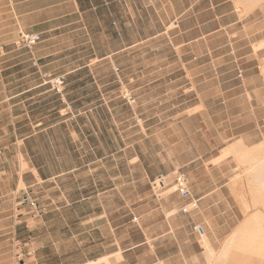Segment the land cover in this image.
<instances>
[{"label":"rangeland","instance_id":"1","mask_svg":"<svg viewBox=\"0 0 264 264\" xmlns=\"http://www.w3.org/2000/svg\"><path fill=\"white\" fill-rule=\"evenodd\" d=\"M59 1L0 0V264H83L82 251H87L88 247L77 245L75 222L78 217L94 218L90 227L102 225L103 220L98 217L103 214V208L99 206L97 195L116 189L117 185H121L125 197L121 198V215L126 211L133 217V177L144 175L145 170L163 169L167 163L177 166L174 171L186 173L184 169L192 159L217 158L212 163L233 159L231 166L224 167L227 169L224 172L237 178L246 167L250 168L245 171L244 179L249 184V193L254 192L259 201L251 209L254 213L259 209L264 212V187L255 191L253 186L256 180H264V121L256 133L249 134L245 143L241 136L233 133L239 129L235 113L242 108L227 101V95L234 93L236 86L228 82L219 86L212 78L214 59L222 67V77L238 76L241 70L236 69L235 59L244 56L235 53L238 39H241L240 45L250 44L255 51L264 46V41H253V36L245 32H227L180 47L181 39H173L170 31L175 24L156 21L157 16L151 13L149 6L134 4L138 0H126L127 3L122 2L120 8L113 7L111 12L101 3L90 4L89 0H85L80 11L76 6L54 5ZM161 29L170 32L154 36ZM21 30L39 32L43 39L31 49L23 47L19 44ZM138 33L142 37H138ZM72 64H94L97 68L91 70L85 66L73 73ZM185 64L189 72L182 70ZM202 65H206L205 69L200 68ZM117 66L120 74L114 70ZM260 72L264 74V66ZM42 74L65 75L68 83L81 78L84 84L77 87L71 83L65 93L80 88L74 98L79 97L97 109L110 108L120 113V128L114 123L118 119L110 118V130L104 132L105 138L89 136L83 147L89 165L60 186L63 191L84 189L94 196L93 208H64L62 213L55 212L53 201L60 189L57 184L53 181L23 183L22 173L28 168L21 155V139L67 119L63 110L66 104L63 105L61 97L50 86L43 84ZM198 75L207 79L205 84L198 81ZM190 76L196 81L189 85ZM94 77L107 80V85L102 86L105 96L100 94L101 88L92 83ZM119 78L121 90L116 82L108 84ZM129 92L136 98L135 102L129 103L123 98ZM219 94L222 100L214 101ZM38 121L43 124L33 127ZM80 123L83 125L84 121ZM247 128L243 125L240 129ZM241 140L246 149L255 148L249 157L241 161L235 152L221 157L224 150ZM210 145L220 147L212 150ZM119 147L121 151L116 156H121V165L117 167L111 154ZM109 154L110 157L99 160ZM118 172L120 181L110 178ZM173 172L162 173L168 176L170 183ZM253 174L260 177L253 179ZM157 177L151 183L137 182V188L148 192ZM170 186L159 193H173L174 188ZM23 192L46 206L43 215L35 216L26 204H20ZM248 198L251 200L246 196L247 201ZM85 209L87 212L81 214ZM94 233L96 238L101 234L100 230ZM247 235L246 230L238 231L223 251L240 255L242 260L238 264H247L253 257L262 258L249 248ZM262 237L264 239L263 234ZM201 239L206 245V235ZM258 245H262L261 251H264V243ZM118 261L117 257L103 258L87 264H116Z\"/></svg>","mask_w":264,"mask_h":264},{"label":"crops","instance_id":"2","mask_svg":"<svg viewBox=\"0 0 264 264\" xmlns=\"http://www.w3.org/2000/svg\"><path fill=\"white\" fill-rule=\"evenodd\" d=\"M89 1L90 4L101 3V6L106 7L105 9L110 12L113 7L120 8L122 2H126V0ZM255 1L138 0L134 4L149 6L151 13L157 16L155 20L158 22L174 23V28L170 29L172 38H180L179 46L183 47L190 42L212 35L219 37L227 32L239 34L245 32L253 36V41L263 42L264 0L257 3ZM83 4L85 0H60L54 3L60 6H76L77 11H80ZM110 16L112 19L115 17L113 13H110ZM116 19L121 22L120 17ZM119 27L118 35L120 36ZM170 31L161 29L154 36ZM137 36L142 37L140 33ZM240 40L236 42L235 53L244 56L236 58L235 61H237L236 69L244 71L242 77H232V74L222 77L224 74L221 72L222 67L214 59L212 78L219 86L226 82L231 86H236L235 92L227 95V101L228 103L233 101L242 108L235 113V120L238 121L236 126L239 129L233 133L241 136L246 143L249 134L256 133L255 130L264 121V74L260 72V68L264 66V46L255 51L250 44L240 45ZM35 63L38 64L37 61ZM85 66H89L91 70L97 68L94 64L93 66L92 64L84 66L72 64L71 72L75 73ZM205 66L202 65L200 68L205 69ZM41 68L39 67L40 70ZM182 70L187 71L189 68L185 64ZM198 78V81L205 84L207 80L205 77L200 78L198 75ZM66 79V87L71 83H75L77 87L85 83L81 78L71 80L70 83H68L67 76ZM91 81L101 88L100 94L105 96L106 93L104 89L102 90V86L107 85V80L94 77ZM194 81H196L195 77L190 76L187 84H193ZM114 82L118 83L121 90V79L108 84ZM79 90L80 88L70 90L60 98L63 105L71 106L70 110L63 109L64 116H67L66 120H60L45 129L25 135L21 139V155L28 168L22 173L24 183L34 185L53 181L60 188L73 176L75 177L83 167L89 165L83 154L84 143L88 141L89 136L105 138V133H109L110 130V118H117L118 120H114V123L117 124L118 129L120 128L121 121L118 111L110 108L97 109L91 103H84L79 97L74 98L75 94L78 96L80 93ZM133 98V101H127L135 102L136 98L134 96ZM216 100H222V95L215 96L214 101ZM229 108L231 109L230 106ZM80 121H84V124L81 125ZM42 124L38 121L32 126L40 127ZM243 125L248 128L240 129ZM15 135H17L16 131ZM219 147L220 145H210L212 150ZM120 151L121 147L111 154V160H116L117 167L121 165V156H116V153ZM108 157L110 154L102 156L99 160ZM215 160L217 158L214 157L188 161L184 169L191 189V196L188 198L181 197L177 192L162 195L153 188H150L148 192L137 188V182L144 180L145 183H151L155 176L173 172L177 167L174 164L167 163L163 169H149L145 170L144 175L134 176L132 212L134 216H138L137 222H133L132 216L130 217V213L127 214L126 211L121 215V198H125L121 193V185H117L116 189L99 192L97 197L100 199L99 206H102L103 214L98 218L103 220V224L99 226L92 224L90 227L89 223L93 222L94 218L82 217H78L75 222V229L78 231L77 245L88 247L87 251H82L85 256H81V259L85 260L83 264L115 257L119 259L116 264H238L242 260L239 258L240 255L233 251L223 253L227 248L228 240H233L234 234L238 231H249L250 227L260 226L261 231H264V212L259 209L254 213L252 207H249L247 211L242 207L236 190L250 197L247 180L241 174L233 178V175L224 172L227 170L224 167L231 166L234 160L226 158L212 163ZM110 178L120 181L121 173L118 172ZM235 181H241V183L238 182V186L234 187ZM79 190L76 192L72 189L70 191H63L61 188L57 190L59 195L54 197V211L62 213L64 208H69V210L93 208L94 196L85 193L80 187ZM192 201H197V208H193ZM186 205H189L188 212L182 210ZM86 209L81 211V214L86 213ZM198 226L202 227L201 232L206 235V245L201 239L203 234L201 235L200 231L198 233L196 230ZM95 230L101 232L97 238ZM262 234L261 238L249 243V248L253 252L260 253L262 258L253 257L247 261V264H264V251H261L262 245H258L264 243ZM230 244L233 243L230 241ZM97 250H100V253H96ZM87 253H89L88 256L85 255Z\"/></svg>","mask_w":264,"mask_h":264},{"label":"built area","instance_id":"3","mask_svg":"<svg viewBox=\"0 0 264 264\" xmlns=\"http://www.w3.org/2000/svg\"><path fill=\"white\" fill-rule=\"evenodd\" d=\"M20 34V39H19V44L23 47L26 48H33L34 46H36L38 43H40L43 39V36L41 33L39 32H31V31H23L21 30L19 32ZM116 73H120L121 69L120 67H115L114 68ZM238 77H242V72L240 71L238 74ZM42 80H43V84L44 85H48L51 87V89L57 94L59 95L61 98L64 96L65 93V88H66V84H67V79L65 75H47V74H42ZM126 100L129 101H133V95L131 94V92H129L128 94H125L123 96ZM66 109L70 110L71 106L67 105L65 106ZM172 184V185H171ZM171 185V186H170ZM170 186V188H174V192H177L181 195V197L183 198H188L191 196V189L189 186V181H188V177L186 175L185 172L182 171H174L172 173V181L170 183L169 178L167 175L165 174H160L158 175V177L154 180L153 182V189L156 192H160L161 190H165L166 188H168ZM23 197H22V201L20 204H26L30 210L32 211V213L35 216H41L45 213L46 211V206L39 203L38 201H36L33 197H31L29 195L28 192H23ZM193 205V208H197L198 204L197 201H192L191 203ZM188 206L186 205L182 208V210L184 212H188ZM133 222H137L138 221V216H133L132 217ZM198 231L202 230L201 226H198L196 228Z\"/></svg>","mask_w":264,"mask_h":264},{"label":"bare ground","instance_id":"4","mask_svg":"<svg viewBox=\"0 0 264 264\" xmlns=\"http://www.w3.org/2000/svg\"><path fill=\"white\" fill-rule=\"evenodd\" d=\"M256 3L257 2H260V0H256L255 1ZM249 147H247V149H246V147L244 146V144H243V141L241 140L240 142H238V143H236L234 146H232V147H230L229 149H226V150H224V152H223V154L221 155V157L223 158H225V156L227 155V154H229V153H231V152H235V153H238V155H239V159L241 160V161H243L245 158H247V157H249V154H250V152H252V151H254L255 150V148H249ZM220 158V157H219ZM219 158H218V160H219ZM250 168H245V170H243V172L245 173V171H247V170H249ZM242 174L243 176H245V174ZM258 174V173H257ZM251 177H253V179H255L254 177H256L257 179L260 177L259 175H251ZM241 179V178H240ZM262 182H264V180L261 178L260 179ZM259 179L258 180H256V182H258V183H256V182H254L253 183V185H254V187H255V191H259V189H262L263 187H264V184H261ZM22 181V180H21ZM20 181V182H21ZM251 181V180H250ZM260 181V182H259ZM238 182L239 183H241V181H236L235 183H234V185H235V187H237L238 186ZM252 182V181H251ZM24 183V182H23ZM261 187V188H258V187ZM251 187H253L252 186V183H251ZM236 193H237V195L239 196L238 198H239V201H240V203H241V205H244V206H242L245 210H247L249 207H251V206H253V205H258V200L256 199V195H255V193L254 192H252V193H250V197H251V200L248 198V201L246 200V195L244 194V193H241V191L239 192H237V190H236ZM180 195V194H179ZM192 207V206H191ZM248 235H247V237H248V240L249 241H256V240H258L259 238H261V234H262V231H261V227L260 226H257V227H250V229H249V231H248ZM203 236H205V234L203 233ZM227 253V252H226Z\"/></svg>","mask_w":264,"mask_h":264}]
</instances>
